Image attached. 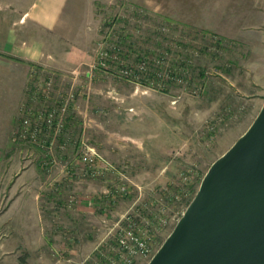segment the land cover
Instances as JSON below:
<instances>
[{
    "label": "rangeland",
    "instance_id": "obj_1",
    "mask_svg": "<svg viewBox=\"0 0 264 264\" xmlns=\"http://www.w3.org/2000/svg\"><path fill=\"white\" fill-rule=\"evenodd\" d=\"M70 1L59 28H22L40 40L37 62L4 55L0 66V264H114L128 229L149 249L131 264H148L264 104V0ZM110 19L131 36L126 62L168 52L172 79L138 86L93 67ZM49 76L52 98L33 90ZM71 89L50 148L14 139L26 108ZM87 146L99 174L80 160ZM31 199L41 216L29 236Z\"/></svg>",
    "mask_w": 264,
    "mask_h": 264
},
{
    "label": "water",
    "instance_id": "obj_2",
    "mask_svg": "<svg viewBox=\"0 0 264 264\" xmlns=\"http://www.w3.org/2000/svg\"><path fill=\"white\" fill-rule=\"evenodd\" d=\"M148 264H264V104Z\"/></svg>",
    "mask_w": 264,
    "mask_h": 264
},
{
    "label": "built area",
    "instance_id": "obj_3",
    "mask_svg": "<svg viewBox=\"0 0 264 264\" xmlns=\"http://www.w3.org/2000/svg\"><path fill=\"white\" fill-rule=\"evenodd\" d=\"M112 20L104 22L108 30L104 32L105 35L99 41L93 67L100 68L113 75L117 74L138 86H144L145 82L143 79L148 82L150 77L170 81L174 71H171L172 69L166 66L167 61L170 59L167 56L168 52L154 56H149L147 53H139L136 56L137 60H139L138 62H126V59L131 60V49H129V45L132 42L131 36L127 34L128 39H126L125 35H117L114 32L115 24L111 22ZM189 61L191 63L192 60L190 59ZM181 82L184 83L185 81L181 80ZM158 84L161 86V83L158 82ZM33 90L41 92L46 98H52L54 77L49 76L47 79L38 78ZM199 90L200 87L193 89L195 93H198ZM75 99H77L76 92L71 89L65 96H62L61 99H55L42 111L34 112L30 108H26L21 125L15 132L14 139L50 148L55 139L61 137L65 123H67L66 117L74 108ZM82 154L84 155L80 160L84 162V165L88 166L93 173L99 174L100 170L97 167L100 168L101 166L96 163L101 156L95 148L87 146L86 151ZM118 241L122 249V258L115 261L114 264H131L132 258L145 255L149 250L146 238L138 236L132 229L124 230L120 233Z\"/></svg>",
    "mask_w": 264,
    "mask_h": 264
},
{
    "label": "crops",
    "instance_id": "obj_4",
    "mask_svg": "<svg viewBox=\"0 0 264 264\" xmlns=\"http://www.w3.org/2000/svg\"><path fill=\"white\" fill-rule=\"evenodd\" d=\"M70 6V0H0V66L4 55L37 62L41 56L40 40L22 38V28L30 19L38 28L55 30L61 26L63 15ZM32 202L33 211L28 223L32 231L26 232L29 236L41 216L36 201Z\"/></svg>",
    "mask_w": 264,
    "mask_h": 264
}]
</instances>
